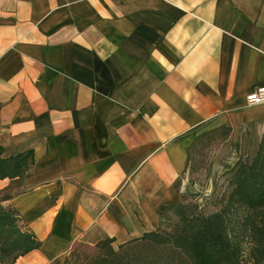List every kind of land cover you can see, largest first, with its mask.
I'll list each match as a JSON object with an SVG mask.
<instances>
[{
	"label": "crops",
	"instance_id": "1",
	"mask_svg": "<svg viewBox=\"0 0 264 264\" xmlns=\"http://www.w3.org/2000/svg\"><path fill=\"white\" fill-rule=\"evenodd\" d=\"M261 87L264 0H0L1 156L32 153L0 203L41 242L14 264L158 229L195 139L231 130L215 175L260 144Z\"/></svg>",
	"mask_w": 264,
	"mask_h": 264
},
{
	"label": "trees",
	"instance_id": "2",
	"mask_svg": "<svg viewBox=\"0 0 264 264\" xmlns=\"http://www.w3.org/2000/svg\"><path fill=\"white\" fill-rule=\"evenodd\" d=\"M230 131L222 127L204 134H220L224 141ZM204 134L193 141L189 153ZM1 153L0 148V180L23 176L32 163L31 152L9 158H3ZM189 160L188 155L187 164ZM227 173H231L230 189L219 197L217 211L188 212L183 202L163 206L162 214L173 212L178 218L170 230L158 228L117 248L110 238L93 246L79 243L73 246L64 264H81V260L87 262L84 264H113V258L121 262L126 255H139L138 264H235L239 263L242 231L248 232L251 239V261L264 264V138L253 157L240 158ZM14 214L15 209L6 211L0 203V264H14L41 244L32 232L15 225ZM234 223L239 234L232 232ZM77 246L89 248L92 254L81 255Z\"/></svg>",
	"mask_w": 264,
	"mask_h": 264
},
{
	"label": "rangeland",
	"instance_id": "3",
	"mask_svg": "<svg viewBox=\"0 0 264 264\" xmlns=\"http://www.w3.org/2000/svg\"><path fill=\"white\" fill-rule=\"evenodd\" d=\"M219 137L220 134H204L191 148L189 153V165L187 166L185 173L182 174L183 179H185V185L181 200L179 201L183 202V206L188 212L196 211L211 214L217 211L220 208L219 197L223 192L229 191L230 189L229 178L231 173L227 172L235 166L240 158L253 157L260 145H257L256 149H253L249 153H246L243 150L233 164H230L224 169L222 168L220 171L218 169L215 175L213 172L215 169H213L212 165V156L222 142L221 137ZM1 206L6 211L8 209L12 211L14 210L9 205L1 204ZM196 206H198L197 210ZM12 217L16 226L18 224L24 232L28 230L25 226H23L24 223L19 215L14 214ZM177 222V216L173 212H167L164 214V220L159 228L170 230ZM235 224L236 223L232 226V229H234L232 232L233 234H239V230H237V225ZM239 239L241 242V253L239 255V263L237 262L235 264H254V262L250 259L251 239L248 232L242 231ZM114 247L117 248L116 246ZM76 249L81 255L92 254V251L85 246H77ZM16 250L18 251V249ZM9 251L12 253L13 248H10ZM139 257V255H126L121 257V262H117L115 257L113 258V264H138ZM81 259H83V257H81ZM84 262L85 261L81 260L80 263L84 264Z\"/></svg>",
	"mask_w": 264,
	"mask_h": 264
},
{
	"label": "built area",
	"instance_id": "4",
	"mask_svg": "<svg viewBox=\"0 0 264 264\" xmlns=\"http://www.w3.org/2000/svg\"><path fill=\"white\" fill-rule=\"evenodd\" d=\"M246 102L249 106H256L264 104V87L248 94L246 96Z\"/></svg>",
	"mask_w": 264,
	"mask_h": 264
}]
</instances>
